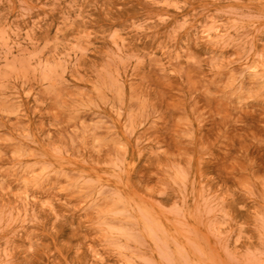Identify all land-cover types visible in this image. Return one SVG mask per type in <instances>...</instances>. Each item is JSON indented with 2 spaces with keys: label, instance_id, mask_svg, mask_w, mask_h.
Segmentation results:
<instances>
[{
  "label": "rangeland",
  "instance_id": "1",
  "mask_svg": "<svg viewBox=\"0 0 264 264\" xmlns=\"http://www.w3.org/2000/svg\"><path fill=\"white\" fill-rule=\"evenodd\" d=\"M0 264H264V0H0Z\"/></svg>",
  "mask_w": 264,
  "mask_h": 264
}]
</instances>
